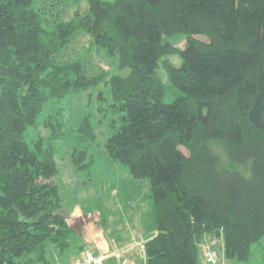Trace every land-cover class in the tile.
I'll list each match as a JSON object with an SVG mask.
<instances>
[{
  "label": "trees",
  "instance_id": "trees-1",
  "mask_svg": "<svg viewBox=\"0 0 264 264\" xmlns=\"http://www.w3.org/2000/svg\"><path fill=\"white\" fill-rule=\"evenodd\" d=\"M79 1L0 0V264L85 252L58 179L77 183L97 156L148 179L145 264H204L208 236L249 264L264 250V0H85L69 18ZM96 50L129 73L91 72ZM169 88L181 94L164 102ZM86 91L90 112L67 130L49 108Z\"/></svg>",
  "mask_w": 264,
  "mask_h": 264
},
{
  "label": "rangeland",
  "instance_id": "rangeland-1",
  "mask_svg": "<svg viewBox=\"0 0 264 264\" xmlns=\"http://www.w3.org/2000/svg\"><path fill=\"white\" fill-rule=\"evenodd\" d=\"M105 1L113 2L115 0ZM79 2L80 3L77 5H73L71 8L67 9L68 12L65 14H69V18L74 16L78 5L81 6L80 9L82 11L87 9V2L85 0H80ZM89 42L90 37L79 35L74 47L80 50L83 47H86ZM177 43L180 48H184L185 44L183 39L180 38ZM101 52L99 50L93 51L91 57H89L90 71L94 74L108 71L111 73L120 72L116 65L114 66L110 64L108 61L109 59L102 56L103 51ZM170 60L177 65L180 63L178 56H173ZM129 71L130 69L127 68L120 73L127 75ZM159 73L161 78L165 80L166 83H169L165 71L162 69ZM167 91L168 93L164 98V102H172L176 96L181 94L180 91L175 89L173 90L169 88ZM87 94L88 91L82 92L81 97L74 96L61 100L59 103H55L53 108L51 107L49 110L50 112L60 111L58 116L64 122L65 128L67 130H72V128H76L83 120V117L90 112V108L87 106L89 100ZM92 96L94 100L96 97L94 92ZM94 106L96 108L95 120H104L103 123L98 122L96 125L99 134L98 139L103 142L105 135L109 134L111 131L108 127L109 121H106V117H103V115L98 112L96 102L94 103ZM39 128H41L44 135H49V131L43 127V125H40ZM101 149L102 147L96 145L90 149V153L96 156ZM94 164L95 165L91 167L90 170L81 171L77 175V183H72V178L66 173L64 176L62 175V178L60 177L58 179L59 185L63 189L65 196L64 200L66 208L69 209L75 203L82 205L84 210L87 211V215L85 216L91 219L92 225L97 227H100L99 225L104 226L107 230H110V232L112 230L116 231L113 232L115 236H125L127 240L133 234L131 227L137 225L135 220L137 222L140 221L139 225L145 228V231H151V233L155 232L154 234H156L157 232L154 231L156 229L155 211L151 205V191L148 179L138 180L129 174L128 168L123 164L109 162L98 156L96 157ZM96 216L97 219H94ZM77 223L81 222L77 221ZM77 223L75 227L80 230L82 226ZM202 245H205L206 247L211 246V248L217 249L220 257L219 263L238 264L235 261L225 259L224 252L222 251L223 241L220 238L214 239L213 237L210 238L208 236ZM203 246L201 252L202 260L204 262ZM252 251L253 255L251 256L249 264H264V250L255 246ZM136 255L138 256L139 254L136 252Z\"/></svg>",
  "mask_w": 264,
  "mask_h": 264
},
{
  "label": "crops",
  "instance_id": "crops-1",
  "mask_svg": "<svg viewBox=\"0 0 264 264\" xmlns=\"http://www.w3.org/2000/svg\"><path fill=\"white\" fill-rule=\"evenodd\" d=\"M85 215H87V211L80 204H76L72 209V221L82 223L78 224L82 226L81 234H83L87 249L71 264H86L91 256L102 257V264H145L142 245L148 238L155 235V232L145 231V228L139 225L140 221L135 220L137 225L131 227L133 234L129 235L130 238L127 240L125 236H115L113 232L116 231L110 232L104 226L92 225L91 219ZM94 219H97V216ZM136 252L139 254L138 256Z\"/></svg>",
  "mask_w": 264,
  "mask_h": 264
},
{
  "label": "built area",
  "instance_id": "built-area-1",
  "mask_svg": "<svg viewBox=\"0 0 264 264\" xmlns=\"http://www.w3.org/2000/svg\"><path fill=\"white\" fill-rule=\"evenodd\" d=\"M214 245V242H213ZM203 246V245H202ZM144 247L145 244L142 245V250L144 252ZM204 245L203 246V250H204V264H221L219 263L220 257H219V252L217 251V249L211 248V246L206 247ZM102 260L103 258H96L91 256L88 261L86 262V264H102Z\"/></svg>",
  "mask_w": 264,
  "mask_h": 264
}]
</instances>
